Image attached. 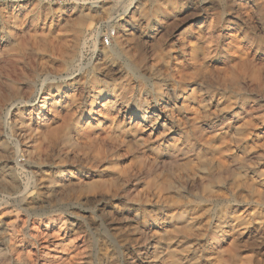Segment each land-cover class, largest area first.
Here are the masks:
<instances>
[{"label":"rangeland","instance_id":"374dc122","mask_svg":"<svg viewBox=\"0 0 264 264\" xmlns=\"http://www.w3.org/2000/svg\"><path fill=\"white\" fill-rule=\"evenodd\" d=\"M0 264H264V0H0Z\"/></svg>","mask_w":264,"mask_h":264},{"label":"built area","instance_id":"2783aa9c","mask_svg":"<svg viewBox=\"0 0 264 264\" xmlns=\"http://www.w3.org/2000/svg\"><path fill=\"white\" fill-rule=\"evenodd\" d=\"M113 34H114L113 32H111V33L109 32L108 34H105L102 38L103 44H105V45L109 44Z\"/></svg>","mask_w":264,"mask_h":264},{"label":"bare ground","instance_id":"6f19581e","mask_svg":"<svg viewBox=\"0 0 264 264\" xmlns=\"http://www.w3.org/2000/svg\"><path fill=\"white\" fill-rule=\"evenodd\" d=\"M20 146V145H19Z\"/></svg>","mask_w":264,"mask_h":264}]
</instances>
